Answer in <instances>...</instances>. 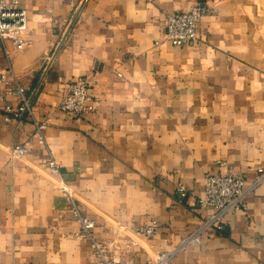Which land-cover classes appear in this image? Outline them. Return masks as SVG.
<instances>
[{
    "label": "crops",
    "instance_id": "1",
    "mask_svg": "<svg viewBox=\"0 0 264 264\" xmlns=\"http://www.w3.org/2000/svg\"><path fill=\"white\" fill-rule=\"evenodd\" d=\"M28 45L1 67L39 93L30 116L6 120L16 96L0 82V264H86L88 242L47 165L55 158L101 239L117 241L130 264L176 249L168 264H264V182L223 227L200 230L214 211L200 206L208 173L264 165V0H91L68 39L70 0H21ZM207 8L198 40L164 37L168 13ZM54 55L52 61L49 60ZM49 60V61H48ZM93 80L81 119L60 103L69 84ZM15 144H26L15 155ZM225 161V164H220ZM188 194L182 197L179 183ZM152 219L158 233L138 228ZM201 231V243L183 244Z\"/></svg>",
    "mask_w": 264,
    "mask_h": 264
},
{
    "label": "built area",
    "instance_id": "2",
    "mask_svg": "<svg viewBox=\"0 0 264 264\" xmlns=\"http://www.w3.org/2000/svg\"><path fill=\"white\" fill-rule=\"evenodd\" d=\"M91 0H70L72 14L63 19L64 30L62 41L68 39L79 22L84 7ZM207 12L203 6H195L187 10L174 11L168 13L165 18L164 37L175 46H183L198 40V23L201 17ZM28 28V11L21 5V0H0V60L4 54L11 63L12 52L8 43H12L15 51H23L28 40L25 37V31ZM54 55L49 58L52 61ZM48 60V61H49ZM0 82L3 83L5 92L16 96L20 104L18 107L7 105L6 120L24 119L26 116L32 117L36 125L35 136L40 141H46V130L49 126L48 120H37L34 117L33 107L39 100V93L29 92L21 83L17 73L11 67L4 69L0 63ZM93 80L88 77H80L72 81L60 103V108L74 115L76 119H81L85 112L92 111L95 103L89 102ZM15 155H25L28 152L26 144H15L12 148ZM220 164H225L221 161ZM49 168L59 176L61 184L60 192L69 201L70 213L78 219L79 230L75 236L88 242L89 249L95 257V261L86 264H130V260L122 256L121 246L117 241L101 239L96 234L97 221L86 215L78 204L73 193L71 185L64 180L61 174V164L55 158L47 162ZM264 182V165L255 169L254 179L247 181L242 172H220L208 173L205 177V195L200 197L198 203L203 207H211L214 211L207 215L201 231L216 226L222 228L224 218L230 211H238L247 208L246 197L248 193L255 190ZM179 192L182 197L187 196V186L180 182ZM161 228V222L158 219H152L149 223L137 230L146 237H152L158 233ZM201 231L195 232L188 237H184L183 244L201 243ZM176 249L162 251L157 258L141 262L140 264H168Z\"/></svg>",
    "mask_w": 264,
    "mask_h": 264
}]
</instances>
